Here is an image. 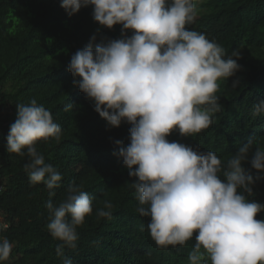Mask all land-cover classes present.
<instances>
[{"label": "clouds", "instance_id": "obj_1", "mask_svg": "<svg viewBox=\"0 0 264 264\" xmlns=\"http://www.w3.org/2000/svg\"><path fill=\"white\" fill-rule=\"evenodd\" d=\"M89 6L99 25H121L123 38L97 44L93 35L71 56L69 71L74 86L94 102V111L109 127L131 125L130 143L116 140L119 152L114 155L123 158L134 178L136 210L150 218L151 238L167 248L184 246L195 235L190 264L209 259L211 264H264V220L256 218L264 203L248 199L264 178V148L253 151L249 139L222 162L213 151L168 139L174 131L188 137L211 126L221 107L219 81L241 70L240 52L229 55L205 34L187 27L197 19V0H61L69 16ZM16 107L6 152L29 157L24 165L29 182H43L48 190L47 229L62 242L57 256L63 257V264H73L63 249L77 247V229L93 212L92 197L72 185L66 200L58 206L52 202L62 176L45 163L36 145L58 142L62 129L35 98ZM260 114L264 100L253 105L252 115ZM111 208L106 200L97 215L108 217L110 211L104 209ZM11 252L10 241L0 240V264Z\"/></svg>", "mask_w": 264, "mask_h": 264}, {"label": "trees", "instance_id": "obj_2", "mask_svg": "<svg viewBox=\"0 0 264 264\" xmlns=\"http://www.w3.org/2000/svg\"><path fill=\"white\" fill-rule=\"evenodd\" d=\"M92 13L89 6L69 16L61 0H0V240L6 237L12 244L3 264H63L56 253L62 242L47 229L48 190L43 182H29L27 155L7 153L5 148L17 117L16 104L32 98L62 129L58 142L36 145L45 163L62 176L52 202L58 206L66 200L72 185L92 197L93 212L77 229V247L64 248V256L73 264H190L195 235L184 246L158 247L148 229L150 218L136 210L134 178L123 158L114 155L119 152L116 140L130 143L131 125L109 127L94 111V102L74 86L69 64L77 50L93 35L97 44L123 38L121 25L103 27ZM197 13L187 27L205 34L229 55L238 50L242 67L234 77L219 81L216 95L221 107L209 128L188 137L174 131L168 139L213 151L226 162L249 139L253 151L264 148V114L252 115L254 103L264 100V0H197ZM244 167L257 175L250 164ZM248 199L264 203V178ZM106 200L112 204L104 209L110 216L100 217L97 211ZM256 218L264 220V211Z\"/></svg>", "mask_w": 264, "mask_h": 264}, {"label": "built area", "instance_id": "obj_3", "mask_svg": "<svg viewBox=\"0 0 264 264\" xmlns=\"http://www.w3.org/2000/svg\"><path fill=\"white\" fill-rule=\"evenodd\" d=\"M2 187L0 186V189H1Z\"/></svg>", "mask_w": 264, "mask_h": 264}]
</instances>
